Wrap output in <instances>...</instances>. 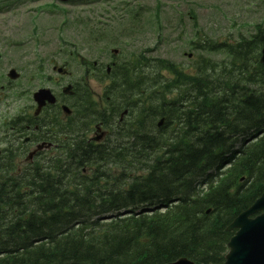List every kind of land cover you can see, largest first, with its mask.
Returning <instances> with one entry per match:
<instances>
[{"label":"trees","instance_id":"trees-1","mask_svg":"<svg viewBox=\"0 0 264 264\" xmlns=\"http://www.w3.org/2000/svg\"><path fill=\"white\" fill-rule=\"evenodd\" d=\"M263 45L262 30L207 41L228 59H199L193 74L141 55L116 65L111 108H135L133 119L100 145L76 132L72 153L28 173L25 201H0V264H222L226 226L264 192Z\"/></svg>","mask_w":264,"mask_h":264},{"label":"rangeland","instance_id":"rangeland-1","mask_svg":"<svg viewBox=\"0 0 264 264\" xmlns=\"http://www.w3.org/2000/svg\"><path fill=\"white\" fill-rule=\"evenodd\" d=\"M106 1L82 4L75 0L72 4H61L56 0H10V9L0 12V83H7L4 75L10 67L20 78L12 81L11 87L6 84L0 88V121L20 111L32 113L31 95L39 88H48L59 95L62 86L80 83L84 68L74 54L82 56L85 62L108 63V49L83 43L85 31L80 26L76 31L74 20L87 17L92 24L111 23L107 7L115 8L117 2H128L131 7L141 9L137 20L128 19L125 25L112 28L114 33L122 30L126 35L132 33L124 43L109 47L120 49V59L150 48L153 50L149 56L166 58L186 68L194 58L189 42L195 33L209 39L236 40L238 35L251 34L255 24L264 26V0H113L112 4ZM4 6L6 3L1 5ZM156 6L159 19L154 17ZM126 28L131 31H125ZM53 65L66 66L68 75L53 73ZM88 76L85 81L98 99L101 84ZM66 100L76 103L73 99Z\"/></svg>","mask_w":264,"mask_h":264},{"label":"water","instance_id":"water-1","mask_svg":"<svg viewBox=\"0 0 264 264\" xmlns=\"http://www.w3.org/2000/svg\"><path fill=\"white\" fill-rule=\"evenodd\" d=\"M116 53L117 51H114V54ZM260 62L264 63V50ZM58 72H61V69H58ZM69 90L70 86H67L63 89V93L69 94ZM33 98L39 109L45 105V102L52 104L55 101L50 92L45 89L39 90L33 95ZM63 110L69 113L66 108H63ZM261 211H264V193L227 227V230L237 229V231L227 243L228 253L225 256L224 264H264V213L250 218L251 215ZM169 264L192 263L179 259Z\"/></svg>","mask_w":264,"mask_h":264},{"label":"flooded vegetation","instance_id":"flooded-vegetation-1","mask_svg":"<svg viewBox=\"0 0 264 264\" xmlns=\"http://www.w3.org/2000/svg\"><path fill=\"white\" fill-rule=\"evenodd\" d=\"M22 129H28V127H27V124H23L22 125ZM19 137L18 136H16L15 137V139H13V142L15 143V146H16V148H17V144L19 143L20 144V149H22V146H24V147H26V145L28 144V140H22L21 142H19ZM31 143V142H30ZM5 195V197H7V195H10V193L9 192H6V191H4L3 193H2V197Z\"/></svg>","mask_w":264,"mask_h":264},{"label":"bare ground","instance_id":"bare-ground-1","mask_svg":"<svg viewBox=\"0 0 264 264\" xmlns=\"http://www.w3.org/2000/svg\"><path fill=\"white\" fill-rule=\"evenodd\" d=\"M23 122H24V120H19V123L22 124ZM16 149L17 148H16L14 142L8 143V145H7V152L6 153H11V152L15 151Z\"/></svg>","mask_w":264,"mask_h":264}]
</instances>
